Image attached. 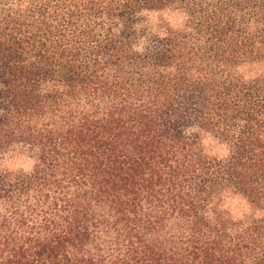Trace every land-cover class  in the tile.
Masks as SVG:
<instances>
[{
  "label": "trees",
  "instance_id": "obj_1",
  "mask_svg": "<svg viewBox=\"0 0 264 264\" xmlns=\"http://www.w3.org/2000/svg\"><path fill=\"white\" fill-rule=\"evenodd\" d=\"M12 149L0 264H264V0H0Z\"/></svg>",
  "mask_w": 264,
  "mask_h": 264
},
{
  "label": "rangeland",
  "instance_id": "obj_2",
  "mask_svg": "<svg viewBox=\"0 0 264 264\" xmlns=\"http://www.w3.org/2000/svg\"><path fill=\"white\" fill-rule=\"evenodd\" d=\"M144 13H154V21L155 23L150 20L148 15H145ZM173 11H160V12H143L141 14V19L145 21V24L147 28L151 31H156V28L161 22H168L172 26V20L174 17H172ZM31 161L30 158H28L27 154L22 152L19 149H12L4 157L1 158L0 162V168L4 170H10V171H29L32 168V163L29 170H25L24 165L27 164V162ZM228 207L230 208V211L234 216H238L240 212L243 210V204L239 201L230 202L228 204Z\"/></svg>",
  "mask_w": 264,
  "mask_h": 264
},
{
  "label": "clouds",
  "instance_id": "obj_3",
  "mask_svg": "<svg viewBox=\"0 0 264 264\" xmlns=\"http://www.w3.org/2000/svg\"><path fill=\"white\" fill-rule=\"evenodd\" d=\"M145 15H148L150 20H152L153 23H155L154 21V17H155V14L154 13H144ZM172 17H174V19L172 20V26L174 28H182L183 27V24L184 22L186 21L187 19V16L183 13V12H174L171 14ZM205 143H208V141L206 140ZM221 154L222 155H227V147L226 146H221ZM31 161L27 162V164L24 165L25 167V170H29L30 169V166H31ZM247 209H245L246 211Z\"/></svg>",
  "mask_w": 264,
  "mask_h": 264
}]
</instances>
